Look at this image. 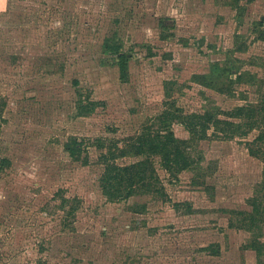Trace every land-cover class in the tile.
Listing matches in <instances>:
<instances>
[{
	"label": "rangeland",
	"instance_id": "1",
	"mask_svg": "<svg viewBox=\"0 0 264 264\" xmlns=\"http://www.w3.org/2000/svg\"><path fill=\"white\" fill-rule=\"evenodd\" d=\"M240 5L0 0V164L7 160L0 264H259L246 248L253 231L236 214L251 210L250 198L264 197V163L248 148L257 131L234 138L210 131L191 142L196 164L178 177L157 160L164 197L141 192L121 202L102 192L105 150L97 147L122 146L150 125L164 109L166 81L176 82L174 98L187 113L259 101L264 41L254 27L264 20V0ZM114 34L131 55L127 82L104 53ZM228 56L249 74L234 95L192 81ZM87 96L103 104L78 116V101ZM173 128L178 138H192L183 125ZM72 138L83 143L88 164L70 156ZM262 233L264 241V227Z\"/></svg>",
	"mask_w": 264,
	"mask_h": 264
},
{
	"label": "trees",
	"instance_id": "2",
	"mask_svg": "<svg viewBox=\"0 0 264 264\" xmlns=\"http://www.w3.org/2000/svg\"><path fill=\"white\" fill-rule=\"evenodd\" d=\"M242 0H233L234 5L242 9ZM162 26H166L163 22ZM258 40L264 41V20L255 24ZM104 53L113 58L114 65L118 68L120 78L127 82L130 78L129 67L131 55L124 50V44L118 35L107 37L103 43ZM239 51L242 47L239 46ZM239 61L227 57L223 62L211 64L210 72L196 74L192 81L220 92L234 95L233 88L237 83L245 81L249 75L240 73L237 65ZM236 75V78L233 77ZM253 79V78H251ZM175 81L165 82L164 109L152 118L150 125L143 128L137 136L128 139L124 145L112 144L107 146L100 141L97 147L102 151L100 163L104 171L100 178V186L104 196L110 202L126 201L139 193L166 195L165 187L157 167L160 166L172 177H178L184 171L190 170L196 164L189 148L191 142L208 139L210 131L215 136L234 138L249 132L257 131L258 134L250 144L249 152L264 163V93L257 102L235 107L225 111L213 108L204 112L187 113L178 105L174 98ZM235 90V89H234ZM103 103L91 100L89 96L79 99L77 115L87 116L96 111ZM183 125L191 134L190 139L178 138L174 131V124ZM66 149L75 161L88 164V157H83L86 148L77 138H72ZM127 157L138 158V161L122 165L118 161ZM7 160L0 164V173ZM264 188V183L262 184ZM67 201H65V204ZM251 210L236 211L241 217L243 229L253 231V236L246 248L257 253L259 264H264V241L262 230L264 227V197L255 196L249 199ZM175 207H180L176 203ZM72 210L70 214H74ZM258 232V233H257ZM212 254L218 255V249L211 248Z\"/></svg>",
	"mask_w": 264,
	"mask_h": 264
}]
</instances>
